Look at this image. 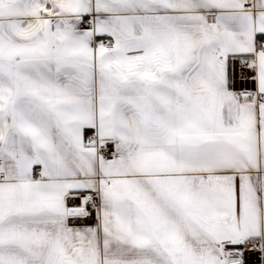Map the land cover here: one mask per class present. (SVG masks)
I'll return each mask as SVG.
<instances>
[{
	"label": "crops",
	"instance_id": "obj_1",
	"mask_svg": "<svg viewBox=\"0 0 264 264\" xmlns=\"http://www.w3.org/2000/svg\"><path fill=\"white\" fill-rule=\"evenodd\" d=\"M260 38L264 0H0V264H228L224 243L264 247V104L242 95L264 93ZM252 55L246 82L232 68Z\"/></svg>",
	"mask_w": 264,
	"mask_h": 264
},
{
	"label": "built area",
	"instance_id": "obj_2",
	"mask_svg": "<svg viewBox=\"0 0 264 264\" xmlns=\"http://www.w3.org/2000/svg\"><path fill=\"white\" fill-rule=\"evenodd\" d=\"M245 10L251 9L250 5H247ZM207 22L210 25H215L217 23V15H209L207 17ZM80 28L83 30L93 31L95 29V16L90 15L84 17L80 24ZM106 51L111 52L115 48L114 41L104 40L102 43ZM264 55V39L260 38L257 40L255 55ZM250 59L241 58L236 59V63L232 68L237 76L242 78L246 82L255 81L258 71L256 65L252 62L254 56ZM225 69H229V60L225 62ZM242 95H249L248 97L254 98L258 104H264V93H258L255 91H244ZM87 144L95 147L98 156L102 161L113 163L120 162L124 159V153L115 151L114 147L102 141L96 135H90ZM0 165H2V160H0ZM36 176H40V172H36ZM86 210L88 212H95L100 207V198L98 193L93 192L85 196ZM218 251L222 254L223 258L228 264H246L250 257L260 260L264 257V247L259 241H243L238 243H224L218 247Z\"/></svg>",
	"mask_w": 264,
	"mask_h": 264
},
{
	"label": "water",
	"instance_id": "obj_3",
	"mask_svg": "<svg viewBox=\"0 0 264 264\" xmlns=\"http://www.w3.org/2000/svg\"><path fill=\"white\" fill-rule=\"evenodd\" d=\"M244 100H249L250 101L251 99H250V97H248L247 95H245Z\"/></svg>",
	"mask_w": 264,
	"mask_h": 264
},
{
	"label": "trees",
	"instance_id": "obj_4",
	"mask_svg": "<svg viewBox=\"0 0 264 264\" xmlns=\"http://www.w3.org/2000/svg\"><path fill=\"white\" fill-rule=\"evenodd\" d=\"M262 39H264V38H262ZM253 57V55L251 56V57H246V59H250V58H252Z\"/></svg>",
	"mask_w": 264,
	"mask_h": 264
}]
</instances>
